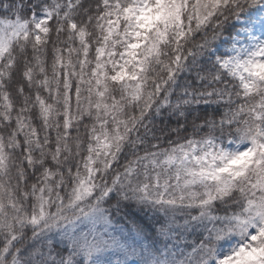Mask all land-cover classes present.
I'll list each match as a JSON object with an SVG mask.
<instances>
[{"label": "snow or ice", "instance_id": "snow-or-ice-1", "mask_svg": "<svg viewBox=\"0 0 264 264\" xmlns=\"http://www.w3.org/2000/svg\"><path fill=\"white\" fill-rule=\"evenodd\" d=\"M0 264H264V0H0Z\"/></svg>", "mask_w": 264, "mask_h": 264}]
</instances>
